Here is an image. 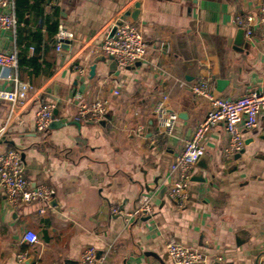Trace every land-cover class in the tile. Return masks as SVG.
<instances>
[{
  "label": "crops",
  "instance_id": "obj_1",
  "mask_svg": "<svg viewBox=\"0 0 264 264\" xmlns=\"http://www.w3.org/2000/svg\"><path fill=\"white\" fill-rule=\"evenodd\" d=\"M136 2L134 23L147 54L121 68L94 48ZM239 13L255 15L250 37L234 21ZM16 15L18 24L0 33V49L17 51V75L33 89L22 122L7 120L11 105L0 99V154L24 153L32 185H46L53 195L44 204L15 206L0 188V264H80L92 245L97 264H173L166 245L172 240L222 264H258L264 257V111L254 129L242 128L238 159L225 152L230 133L223 120L206 133L208 168H192V176L205 180L191 179L182 207L169 187L174 159L209 110L191 86L208 77L219 96L264 91V0H29ZM59 24L74 34L62 52L55 46ZM3 72L0 89L13 87ZM77 92L108 100L106 119H78ZM163 95L179 119L171 133L157 135L153 110ZM47 101L56 102L54 118L62 123L38 131L35 113ZM145 194L152 215L127 222L111 214L110 205L132 210ZM28 230L38 233L36 245L24 239Z\"/></svg>",
  "mask_w": 264,
  "mask_h": 264
},
{
  "label": "built area",
  "instance_id": "obj_2",
  "mask_svg": "<svg viewBox=\"0 0 264 264\" xmlns=\"http://www.w3.org/2000/svg\"><path fill=\"white\" fill-rule=\"evenodd\" d=\"M234 21L245 30L247 37L253 34L256 24L254 13H239ZM18 22L15 0H0V33L12 29ZM114 25L115 23L113 27ZM58 27L55 46L59 52H62L63 42L72 40L74 34L63 24H59ZM113 27L106 32L103 41L94 50L110 56L121 68L133 66L142 61L147 54V43L139 26L125 20L122 24L116 25V29L112 33ZM17 64L18 53L16 50L0 49V68L4 71L2 77L14 84L11 88L0 89V99L10 102L11 109L7 120L11 122H22L21 111L29 100V92L33 89L31 83L19 79L16 72ZM74 69L80 73L83 72L81 65H74ZM191 92L196 97L205 99L209 103V110L191 133L192 135L186 138L182 151L171 165L175 177L169 187V194L178 207H182L187 202L192 168L206 153L203 146L206 133L223 120L227 132L230 133V140L225 152L237 154L245 145L242 128L254 129L259 123V113L264 111V91L257 88L236 98L223 97L216 94L211 78L200 77L199 81L191 86ZM115 93L119 94L120 91L116 90ZM74 99L77 101L78 119L82 122L100 123L106 119L109 111L108 100L102 98L86 100L79 92L74 95ZM168 99L167 95H163L153 110L159 126L157 135L171 133L179 119L178 112L171 108ZM55 109V101H47L39 105L34 119L38 131H47L51 127ZM0 188L15 206L21 202L44 204L53 195L52 189L46 185L41 184L35 187L32 185L31 180L25 174L21 153L17 148L0 154ZM109 210L112 215L121 217L127 222L133 218L146 217L154 213L148 194L141 196L138 205L132 210L127 211L118 204L110 205ZM24 239L31 245H36L39 242V235L28 230ZM166 245L173 264H215L221 261L220 257H209L191 245L173 240ZM79 263L97 264V247L93 245L87 247ZM258 264H264V257L259 259Z\"/></svg>",
  "mask_w": 264,
  "mask_h": 264
},
{
  "label": "water",
  "instance_id": "obj_3",
  "mask_svg": "<svg viewBox=\"0 0 264 264\" xmlns=\"http://www.w3.org/2000/svg\"><path fill=\"white\" fill-rule=\"evenodd\" d=\"M140 2H136L133 6H132V8H130V9H128L127 11H125L117 20H116V22H115V25H114V27H113V29H112V33L114 32V30L116 29V25H120V24H122L123 23V21H125V20H128V21H130V22H132V23H134V22H136L137 20H138V17H139V12H140ZM241 32L242 33H244L245 32V30L242 28V30H241ZM241 34V33H240ZM240 36V35H239ZM69 40L68 41H64L63 42V44H62V46L64 47V48H69ZM105 57L104 56H102V57H100V58H97V60L98 59H104ZM111 58V57H110ZM112 59V58H111ZM114 63H116V62H114ZM96 66H97V64L95 63V64H93L92 66H91V73H93V72H95V69H96ZM110 113V111H108L107 112V115ZM55 114H56V110H55ZM182 114V113H181ZM106 115V116H107ZM181 116V115H180ZM62 122L60 121V120H57V119H55L54 118V121L52 122V125H51V128L52 127H59L60 126V124H61ZM242 152H243V149H241L240 150V152H238L237 154H236V156H235V158L236 159H238L240 156H241V154H242ZM206 154H204L203 156H201V158L199 159V161L197 162V165L198 166H200V167H203V168H205V169H207L208 168V163H207V161H206V158L204 157ZM21 157H22V159H24V153H22L21 154ZM192 180H198V181H201V180H205V177L203 176V174H201V175H198V174H195V175H193L192 176ZM167 188V186H165V188H163L162 190H165ZM154 254V253H153ZM154 255H156V254H154ZM98 258H99V253H98ZM69 262V261H68ZM215 264H222V263H220V262H216Z\"/></svg>",
  "mask_w": 264,
  "mask_h": 264
},
{
  "label": "trees",
  "instance_id": "obj_4",
  "mask_svg": "<svg viewBox=\"0 0 264 264\" xmlns=\"http://www.w3.org/2000/svg\"><path fill=\"white\" fill-rule=\"evenodd\" d=\"M28 2L29 0H17V8H16L17 12H19V9L21 8L26 9L28 6Z\"/></svg>",
  "mask_w": 264,
  "mask_h": 264
}]
</instances>
